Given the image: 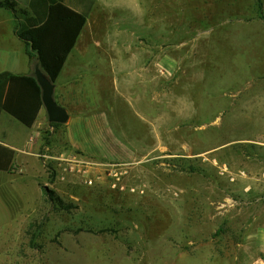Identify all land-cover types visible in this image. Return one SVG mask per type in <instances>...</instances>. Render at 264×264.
Listing matches in <instances>:
<instances>
[{
  "label": "rangeland",
  "instance_id": "374dc122",
  "mask_svg": "<svg viewBox=\"0 0 264 264\" xmlns=\"http://www.w3.org/2000/svg\"><path fill=\"white\" fill-rule=\"evenodd\" d=\"M65 2L87 16L79 47L98 42L134 90L117 94L104 63L95 85L92 49L58 82L68 77L79 109L134 152L94 156L65 144L63 124L43 130L41 183L52 193L35 210L10 200L0 172V264H264V158L227 147L249 121L226 111L264 94V0ZM135 71L150 75L148 88L130 81ZM150 92L154 136L144 137L136 122L149 133ZM256 119L250 134L264 129Z\"/></svg>",
  "mask_w": 264,
  "mask_h": 264
},
{
  "label": "crops",
  "instance_id": "0c3cea01",
  "mask_svg": "<svg viewBox=\"0 0 264 264\" xmlns=\"http://www.w3.org/2000/svg\"><path fill=\"white\" fill-rule=\"evenodd\" d=\"M14 23L12 13L7 9L0 8V73L3 71H11L16 74L34 75L36 62L31 60L27 54L25 43L15 35ZM80 36L74 47L75 51L73 52V49L67 57L60 75L64 72L67 62V68L64 74L67 73L68 75V73H70L68 66L73 65L74 69L76 65H80V56L85 55L92 49L95 53L94 64H88L89 67L87 66V68L93 74V83L99 86L102 85L100 81L99 83L98 81L96 82V74L94 70H98V67L100 65L102 66L104 63L107 66L106 72L112 77L113 90H116L117 94L133 91L134 89L126 91L122 88L123 84L121 82L120 67L117 65L116 60L111 57L107 59L105 53L100 55V52H98L100 49L98 42L93 43L91 48L81 49L79 47ZM10 62L14 68L22 66V69L17 70L9 68ZM134 68L136 69L137 67L135 66ZM140 68L146 70L148 65L145 63ZM129 73V79H131V82H136L135 84L138 87L139 85H142L144 86L143 88H148V81L151 80L150 75L148 76L143 72L145 74L141 73L140 77L138 71ZM133 73H135V76ZM58 79L55 83V97L58 103L65 107L70 115L68 122L63 124V128L60 130V135L68 147L78 149L81 152L94 156H103L107 159L116 160L126 158L127 155L134 152L131 143L125 145L123 142L119 143L118 141L116 142V140L115 142L110 140L111 135H109V131H111L112 127L109 122H107L108 124L105 122L102 123L98 118L99 115L89 119L86 116L88 113H86L87 110L85 109V105H83V108L79 109L78 105L80 102L78 103V100L73 96L72 89L68 88L72 83V81H69L68 77L63 82H58ZM125 84H127V81H125ZM138 95L141 100V98L145 96V93L142 91ZM153 99L154 97L151 93L150 107L152 111V119L148 129L149 133L145 127L148 123L143 122V120L141 121V119L136 122L142 129L139 135L144 137L146 133L150 135L149 137L154 136ZM236 99V101H232L231 104H228L226 111L231 112L233 118L235 116L239 121H242L241 119L249 121L246 122V124L248 123V128L245 133L247 134H244L243 137L232 139L228 142L227 147H230V149L233 150L235 146L242 145L243 149H250L247 158L253 157V155H255V157L261 156V158H264V129L261 131V134H250L252 128H254L256 118L257 122L264 121V94H258L255 97L245 96L243 99L238 97ZM144 100L147 101L146 99ZM222 122H224L223 119ZM129 126L132 127L131 124H129ZM47 128H50L51 132H54L55 130L49 122L47 111L44 106L40 109L32 126H26L5 110H2L0 113V146L12 150L14 153L11 170H0V172L5 174L6 178L3 179V181L12 186L11 191L16 196V199H13L12 197L10 200L18 201V206H22L26 211L35 210L42 201V165L40 164L38 156L44 158V154H40L42 153L40 151L41 142H43L44 138L43 130ZM124 129L126 128L124 127ZM114 134L116 137L115 129ZM130 136L124 134L123 138ZM137 136L138 135L134 132L133 137ZM47 148H50V146H47ZM134 148L137 149V147ZM245 164H247L249 168L251 161H248V163ZM243 173L246 175V172ZM0 200L5 207V202L8 199L5 196H2Z\"/></svg>",
  "mask_w": 264,
  "mask_h": 264
},
{
  "label": "trees",
  "instance_id": "16d2710c",
  "mask_svg": "<svg viewBox=\"0 0 264 264\" xmlns=\"http://www.w3.org/2000/svg\"><path fill=\"white\" fill-rule=\"evenodd\" d=\"M0 8L12 13L14 33L25 43L30 59L36 63L39 60L42 71L56 83L86 26L87 16L65 0H29L28 9L18 8L14 0H0ZM43 106L42 89L34 75L0 73V113L5 110L26 126H32ZM51 125L56 127L60 123ZM13 160V151L0 146V170H11ZM43 191L48 196L52 193L46 186Z\"/></svg>",
  "mask_w": 264,
  "mask_h": 264
},
{
  "label": "water",
  "instance_id": "95a60500",
  "mask_svg": "<svg viewBox=\"0 0 264 264\" xmlns=\"http://www.w3.org/2000/svg\"><path fill=\"white\" fill-rule=\"evenodd\" d=\"M34 76L42 89V101L47 111L49 122L60 124L67 123L70 115L67 109L60 105L56 100V84L53 83L42 71L39 60L35 65Z\"/></svg>",
  "mask_w": 264,
  "mask_h": 264
},
{
  "label": "built area",
  "instance_id": "2783aa9c",
  "mask_svg": "<svg viewBox=\"0 0 264 264\" xmlns=\"http://www.w3.org/2000/svg\"><path fill=\"white\" fill-rule=\"evenodd\" d=\"M43 157H44V159H46V158H48V155H47V154H44ZM74 159H75V160H74L75 162L84 163V161L81 160V159H78V158H76V157H74ZM74 161H73V162H74ZM222 169H227V167L225 166V168H222ZM226 171H227V170H226ZM231 175H232V174H231ZM115 176L117 177V179H120V178L117 176V174H115ZM122 188H124V187H122ZM131 190H132L133 192L136 191L135 188H132Z\"/></svg>",
  "mask_w": 264,
  "mask_h": 264
}]
</instances>
